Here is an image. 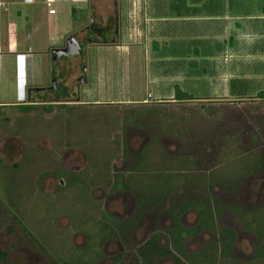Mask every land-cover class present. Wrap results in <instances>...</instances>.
<instances>
[{
  "label": "rangeland",
  "instance_id": "374dc122",
  "mask_svg": "<svg viewBox=\"0 0 264 264\" xmlns=\"http://www.w3.org/2000/svg\"><path fill=\"white\" fill-rule=\"evenodd\" d=\"M48 1L55 8L56 15L42 18L40 15H46L45 3ZM87 1L88 5L93 4V1ZM71 7L70 0L58 4L52 0H40L34 5H6L8 11L5 13L0 8V47L9 39L10 29L19 37L28 31L30 51L44 53L40 60L46 63L50 56L48 51L61 48L64 37L71 30ZM89 14L92 13L87 7L86 18ZM32 15L37 17L34 23ZM3 50L1 47L0 102L24 101L28 90L20 75L14 74L11 62L15 55H2ZM120 57L118 52L89 46L77 55L61 57L64 66L60 84H64L66 90L59 87V83L55 84L56 90H51V75L44 76L42 83L49 93L55 95L68 93L74 97L77 92L80 102L32 106L15 130L17 141H12L15 144L24 142V146L21 149L17 146L16 158L12 160L6 159L5 146L0 140V212L5 208L2 205L5 201L16 221L27 229V235L56 260H62L70 253L73 240L81 241V236L75 234L92 226L103 211L102 198L93 201L88 192L92 188L107 191L112 168L123 176L126 186L138 193L159 196V203L163 202L165 207L168 205L167 194L174 189L171 177H184L177 184L180 185L177 193L194 200L207 191V181L216 184L217 191L231 185L236 176L233 170L241 172V180L245 160L255 163L259 158L263 159L261 172H264V100L257 96L230 100L222 96L223 89L215 88L212 97L205 101L154 105L150 102L152 97L146 107L102 102L122 95ZM39 65L42 66L41 61ZM79 77L82 83L76 82ZM252 84L246 79H233L227 80L226 86L235 90V96L247 95ZM206 88L205 82L197 87L202 97ZM147 90L149 87H143L140 96L146 99ZM67 100L74 99L69 96ZM84 100L87 102H82ZM123 120L133 125H123ZM130 130L149 137L143 146L144 152H139L144 157L143 166H138L136 171H130L127 159L122 163L117 161V158L124 157L121 156L124 146L119 145ZM161 135L176 138L179 146L164 148L157 138ZM38 142L45 146H37ZM182 160L185 161L183 166L174 165ZM258 170L260 166L256 172ZM167 176L168 180L163 181ZM43 177H46L44 183ZM41 185L46 188L42 189ZM233 196V193L227 196L225 203H230ZM240 200L244 206L246 199ZM247 202L252 204L259 217L264 214V191ZM62 207L65 208L61 210ZM156 211H159V217L163 215L161 209L153 210L151 214ZM261 228L264 230V225ZM241 239L235 246L239 256L235 254L234 261L238 264H264V256L260 259L253 257L254 261L250 259L252 248L249 246L257 244L254 237L248 234Z\"/></svg>",
  "mask_w": 264,
  "mask_h": 264
},
{
  "label": "flooded vegetation",
  "instance_id": "af4514ba",
  "mask_svg": "<svg viewBox=\"0 0 264 264\" xmlns=\"http://www.w3.org/2000/svg\"><path fill=\"white\" fill-rule=\"evenodd\" d=\"M115 28L116 20H113L101 30L93 29L95 30L93 36L86 33L81 38H73L84 51L87 45L95 44L97 41L113 43ZM65 41L61 48L65 46ZM49 54L51 60L56 59L53 53L49 52ZM52 80L55 85L56 79ZM76 82L82 83V78H77ZM56 87L57 85L54 88L50 85L51 90ZM59 87L66 90L64 84H60ZM76 88L77 91L79 85ZM68 97L67 94L56 95L49 102L45 100L33 102L26 97L24 101L10 104L9 107L0 106V140L5 146L4 155L7 160L14 159L17 146L18 148L21 146L20 149L24 146V142L15 144L12 141V139L17 141V136L14 134L22 116L26 115L32 106L38 104L62 105L66 102H78L77 92L74 97L72 96L74 100L68 101ZM130 105L145 107V104ZM128 124L133 125L130 121L123 120V125ZM11 133L13 135L9 136ZM123 137L126 139L119 146H124L121 150V156L124 157L117 158V161L122 163L127 159L132 169L130 171H136L138 166H143L144 157L141 153L144 152L143 146H146L145 142L149 137L140 133L135 134L131 130ZM157 138L164 148L179 146L176 138L162 135ZM37 146L45 145L38 142ZM137 154L139 157L136 156ZM20 158L19 154L18 159ZM184 162L182 160L174 165L181 167ZM242 165L244 173L241 180L239 178L241 172L233 170L232 173L236 176L232 178L231 185L229 184L225 189L220 187L217 191L216 184L207 181V191L194 200L186 199L183 194L181 195L184 197L177 193V187L180 186L177 184L181 178L184 180V177H171L170 182L174 189L172 192H166L168 193L166 207L163 206V202L159 203V196L151 195V197L126 186L123 176L112 168L107 191L92 188L88 192L93 201L102 198L103 211L92 226L75 234L81 236V241L76 242L74 239L70 253L62 260H56L27 235L25 226L16 221L17 219L9 212V205L4 201L2 205L5 208H1L2 212H0V264H238L234 261L235 254L239 256L235 246L248 234H251L257 242L256 246H249L252 248L250 259L253 257L260 259L264 256V230L261 228L264 225V214L259 217L247 200L252 201L264 191L262 190L264 172H261L263 159L259 158L255 163L245 160ZM259 166L260 170L256 172ZM44 178L46 177L42 178V183ZM163 178V181L168 180V176ZM41 186L42 189L46 188L45 185ZM232 193L234 200L225 203L227 196ZM241 198L246 199L244 206ZM147 203L155 205L149 207ZM64 208L62 207L61 210ZM156 209H161L163 215L159 217L157 215L159 211L151 214Z\"/></svg>",
  "mask_w": 264,
  "mask_h": 264
},
{
  "label": "crops",
  "instance_id": "0c3cea01",
  "mask_svg": "<svg viewBox=\"0 0 264 264\" xmlns=\"http://www.w3.org/2000/svg\"><path fill=\"white\" fill-rule=\"evenodd\" d=\"M39 1L0 0V8L5 13L8 11L6 5H34ZM52 1L58 4L64 0ZM91 1L93 4L88 5L87 0H70L72 26L68 35L62 36H65L64 41L69 37L81 38L86 33L93 36V29L101 30L116 20L113 43L97 41L87 45L121 54L122 95L102 102L147 104L153 97L150 100L153 104L173 103L177 102L174 99L176 87L192 98L189 101H205L212 97L215 88L223 89L222 96L230 100L264 92V0ZM87 7L92 14L86 18ZM49 9L54 10L53 14H48ZM45 14L40 16L52 18L56 15L49 1L45 3ZM32 17V22L36 21L37 17ZM9 34V39L1 43L4 49L1 54L15 55L11 63L14 74L20 75L28 90L26 97L33 102L53 100L56 95L48 92L42 80L51 75V79L60 84L64 66L61 57L51 60L49 54V59L43 63L40 57L44 53L30 51L28 31L22 37L13 29ZM51 50L55 49L48 52ZM233 79L253 83L247 95L234 96L235 90L226 86L227 80ZM258 80L261 82H256ZM204 82L207 88L202 97L197 87ZM143 87H149L146 99L139 94ZM19 102H0V106Z\"/></svg>",
  "mask_w": 264,
  "mask_h": 264
},
{
  "label": "water",
  "instance_id": "95a60500",
  "mask_svg": "<svg viewBox=\"0 0 264 264\" xmlns=\"http://www.w3.org/2000/svg\"><path fill=\"white\" fill-rule=\"evenodd\" d=\"M117 33V28H115V34ZM82 52L81 45L73 38L69 37L65 41V46L61 49L51 50V53L54 54V58L69 57L74 56ZM54 80L51 81V87L54 88Z\"/></svg>",
  "mask_w": 264,
  "mask_h": 264
},
{
  "label": "trees",
  "instance_id": "16d2710c",
  "mask_svg": "<svg viewBox=\"0 0 264 264\" xmlns=\"http://www.w3.org/2000/svg\"><path fill=\"white\" fill-rule=\"evenodd\" d=\"M63 95H66V94H63ZM257 97L258 98H263L264 99V92H260L259 94H257ZM174 99L175 101L177 102H182V101H186V100H191L192 98L183 93L182 91H180L177 87L175 88L174 90ZM156 104V103H155ZM154 104V105H155ZM146 107V106H145Z\"/></svg>",
  "mask_w": 264,
  "mask_h": 264
},
{
  "label": "built area",
  "instance_id": "2783aa9c",
  "mask_svg": "<svg viewBox=\"0 0 264 264\" xmlns=\"http://www.w3.org/2000/svg\"><path fill=\"white\" fill-rule=\"evenodd\" d=\"M47 6H48V4H47ZM53 11H54L53 9H49L48 14H53Z\"/></svg>",
  "mask_w": 264,
  "mask_h": 264
}]
</instances>
